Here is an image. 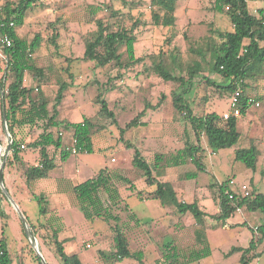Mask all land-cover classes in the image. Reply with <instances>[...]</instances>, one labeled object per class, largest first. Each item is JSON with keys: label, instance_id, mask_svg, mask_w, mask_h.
<instances>
[{"label": "rangeland", "instance_id": "1", "mask_svg": "<svg viewBox=\"0 0 264 264\" xmlns=\"http://www.w3.org/2000/svg\"><path fill=\"white\" fill-rule=\"evenodd\" d=\"M3 2L4 0H0V3ZM248 6L250 12L256 14L263 6V0L250 1ZM211 8L212 0H178L175 25L164 28L153 25V8L149 0H37L36 7L29 13L24 25L17 28V35L27 41L35 34H40L42 38L41 47L33 55V61L36 67L49 70V80L47 85L36 90V80L32 73L27 72L24 85L32 88L33 96L41 92L51 112L58 80L61 78L69 87L64 92L59 118H64L65 122L81 118L95 119L102 128L92 137V153L71 155L60 165L59 154L50 149L49 154L58 164L51 171L50 178L27 184L22 166L3 165L4 186L19 210L25 217L27 215L33 231L30 229L47 264H60L50 252L54 233L59 240L66 241L63 245L65 252L76 253L82 264H109L113 261L110 254L114 248L112 228L115 225L125 234L132 252H143L144 264H166L161 256L167 243L174 244L182 255L195 249L192 235L194 223L190 213L179 222L172 218L168 223L169 228L151 223V219L167 215L158 201L142 202L138 199L136 192L149 191L150 188L146 186L141 171L133 168L130 162L136 150L147 162H152L156 153H170L185 144L196 143L188 120L172 105L174 95L181 94L187 87L188 93L183 100L193 115L201 116L209 112L221 115V111H228L229 95L226 91L207 88L196 77L191 86L180 85L179 82H163L152 71V66L162 61L173 76L186 81L188 69L199 63L202 76H207L216 83L223 82L211 70L213 57L210 53L192 52L204 47L203 41L211 32L232 30L228 18L213 12ZM97 20L106 22L113 28L118 24L130 27L137 21L134 53L135 57L143 59L142 62L127 69L112 66L96 69L91 63L76 62L74 59L81 58L83 54L84 39L95 35ZM53 32L59 35L55 41L56 47L50 44ZM119 52L122 62H126L124 48L121 47ZM66 57L70 58L69 62L65 61ZM66 66H70L68 69L75 76L74 80H70L63 71ZM255 83L261 86L263 84L261 79ZM254 94L249 92V96H255ZM99 99L106 102L116 122L113 123L110 117L101 112ZM254 110L262 114L249 111L247 116L238 118L236 130L240 137L235 146L213 151L205 143L202 145L205 171L199 173L197 181L183 179L184 173L195 170L193 165L158 170L154 173L155 178L172 182L177 201L187 204L196 201L208 216H214L218 211V202L213 191L207 187L208 184L219 185L233 179L235 186H239L248 183L252 177L253 190L264 194V107ZM256 118H259V122L254 126L257 134L253 140L262 155L258 158L255 171H252L234 161V152L238 148L247 147L245 137L248 123ZM131 121H135L136 125L125 129ZM39 126L41 127V122ZM27 130L24 128L23 132L26 133ZM40 132L39 128L29 132L26 142L31 143ZM52 132L55 137L63 134V147L72 144L71 131L59 128ZM4 136L0 123L2 146L6 145ZM22 153L28 166L39 161L36 150L30 147H26ZM211 153L214 155H210ZM103 168H107L112 183L120 194L121 200L111 208L118 221L104 222L95 219L88 222L82 210L76 206L72 188L96 176ZM120 178H126L127 183L119 180ZM227 187L229 189L233 186ZM37 196H44L47 201L49 212L44 216L39 215ZM101 196L104 198L102 194ZM172 207L173 205L168 209ZM206 222L216 226L215 231L207 232L212 248L211 256L189 264H241L244 253H247L248 258L251 257L250 264H264V235L257 231L264 225V215L261 212L243 208L226 222L210 219ZM227 226L230 228H226ZM0 233L6 240L13 264H35L19 217L1 189ZM99 251L104 253L105 259L99 256ZM33 254L35 255L34 252ZM114 264L138 263L125 259Z\"/></svg>", "mask_w": 264, "mask_h": 264}, {"label": "trees", "instance_id": "2", "mask_svg": "<svg viewBox=\"0 0 264 264\" xmlns=\"http://www.w3.org/2000/svg\"><path fill=\"white\" fill-rule=\"evenodd\" d=\"M253 0H212V11L225 15L232 25L231 31L211 32L203 42L204 47L192 50L195 53H210L213 57L212 72L215 73L223 82L202 76L200 74V64L195 63L187 71V80L173 76L171 70L163 65L162 61L152 66V71L163 82H179L180 85L187 84L191 86L194 78H200V82L205 87H213L216 91H226L228 100L233 92L239 88L242 99L249 96V92H254L255 97L264 96V0L263 6L256 11V14L250 12L248 2ZM37 0H4L0 3V40L3 35H7L11 40V47L7 48L0 42V108L4 107V117L8 132L12 138L10 153L7 156L5 166L18 164L22 166L23 175L27 184L37 180L46 179L49 172L55 165L54 157L49 154V150L57 151L59 154L60 165L66 162L72 155L69 150L63 147L62 137L54 136L52 130L63 128L71 131L72 139L75 141L74 147L78 150L76 156L82 153H92V137L95 133L102 130L95 122V119L82 118L77 123H70L56 120L58 115V106L62 101L63 93L68 89L69 84L63 79L58 81V89L54 98V104L51 112L48 109V102L41 92L33 96L32 88L24 85V76L30 72L36 80V90L48 84L49 70L38 68L33 61V55L41 47L42 38L40 34H35L30 41L19 37L16 28L24 25L29 13L36 7ZM178 0H149L153 12L151 20L154 26L171 28L175 25V12ZM12 22L13 27H8ZM137 21L130 27L124 24H118L113 28L108 23L101 20L95 21L96 31L94 36L84 39V50L81 58L74 59L76 62L91 63L96 69H103L108 66L114 68H124L134 66L142 62V58L135 57L134 43ZM50 44L55 45L58 33L53 32ZM124 48L127 58L122 62L120 48ZM67 58V57H66ZM66 62L70 58L65 59ZM64 72L70 80H74V75L68 69ZM262 80V86L255 81ZM255 83V84H254ZM188 87L181 94L174 95L172 105L180 115L185 117L192 129L195 144H185L181 149L170 153H156L152 162H147L141 153L136 150L131 158V166L142 173L145 184L150 188L149 191L136 192L140 201L155 200L158 201L166 215L177 219L179 222L182 217L190 213L193 219V245L195 249L181 254L174 244L164 245L162 252V261L166 264H189L200 261L210 256L211 249L206 237L205 218L208 216L202 211L197 202L187 204L183 201H177L176 191L170 182H161L157 180L154 173L159 169L181 167L191 164L195 167L194 171L184 173L183 179H196L198 173L205 171L202 160L203 142L213 151L227 149L235 146L239 140V133L236 130L237 118L230 116L224 120L222 114L215 112L206 113L201 116L192 114L191 109L185 102L184 96L188 93ZM7 91L1 94V91ZM101 104V112L116 122L113 112H111L104 100H98ZM159 104L155 107H158ZM249 108L245 106L241 109L243 116ZM41 122V127L39 126ZM136 125L135 121L129 122L125 129ZM27 128V132L23 129ZM39 128L40 134L31 143L26 142L29 132ZM124 130H121L123 133ZM23 146L21 149L20 147ZM30 147L36 150L38 163L28 166L22 159V151ZM260 151L254 140H249L246 148H238L234 152V161L240 163L244 168L255 171ZM119 180L127 183L126 178ZM230 179L218 186H210L214 198L218 202L219 212L214 216H209L216 221L225 222L230 218L236 209L244 208L248 211H259L264 215V194H258L250 191L247 198L237 197L236 201L228 198L230 190L227 187ZM131 188V187H130ZM76 206L83 212L84 218L88 222L95 219L104 222L118 221V217L113 215L111 208L116 206L121 200L118 189L112 183V177L107 168L99 170L96 176L85 180L72 188ZM101 194L104 196L102 198ZM145 197H144V196ZM39 215L48 214V204L44 196H37ZM173 205L172 208L169 206ZM127 206V205H126ZM128 208V207H127ZM176 215H179L176 216ZM30 228L33 226L29 219L25 217ZM182 227V225H181ZM260 234L264 235V225L258 228ZM114 248L110 254L113 261L109 264L121 262L125 259L135 260L138 264H144V254L137 250L132 252L129 249V242L125 234L117 225L112 228ZM65 240H59L57 234L52 235L51 253L57 257L60 264H82L77 254H68L64 250ZM254 241H251V245ZM35 264H41L32 250ZM244 253L241 258V264H250L249 259ZM99 256L105 259L102 251ZM161 260V259H160ZM47 263V262H46ZM0 264H13L10 252L5 238L0 233Z\"/></svg>", "mask_w": 264, "mask_h": 264}, {"label": "built area", "instance_id": "3", "mask_svg": "<svg viewBox=\"0 0 264 264\" xmlns=\"http://www.w3.org/2000/svg\"><path fill=\"white\" fill-rule=\"evenodd\" d=\"M8 27H13V23L9 22ZM4 23H0V27H3ZM1 44L4 45L5 47L9 48L11 47V40L9 39V37L7 35H3L1 37L0 40ZM1 56V53H0ZM7 91H1V94H6ZM228 111H226L225 113L222 114V118L224 120L228 119L230 116H233L235 118H239L241 116V109L242 107H246L249 109H259L261 107H264V96L261 97H255V96H247L245 98V100L242 99V94L241 91L239 90V88H237L233 94L231 95L229 102H228ZM5 137V136H4ZM5 141H6V145L2 146L0 144V156H3L4 153L6 152V148L8 147V151L7 153H10V145L12 143V138L11 136L9 137H5ZM74 143L75 141L72 139V144L66 148V150H69L71 152L72 155L77 154L78 150L74 147ZM21 149L23 148V146L20 147ZM229 185H234V181L231 180L229 181ZM228 198L231 201H236L237 197L239 196L240 198H247L250 196V192L248 189V186L246 185H241L239 187V192L238 193H234L232 191L228 192ZM236 211L238 212L239 209H236ZM89 247V245L87 246Z\"/></svg>", "mask_w": 264, "mask_h": 264}, {"label": "crops", "instance_id": "4", "mask_svg": "<svg viewBox=\"0 0 264 264\" xmlns=\"http://www.w3.org/2000/svg\"><path fill=\"white\" fill-rule=\"evenodd\" d=\"M16 30H17V28H16ZM17 33V32H16ZM27 73V72H26ZM25 73V74H26ZM24 83H25V79H24ZM66 92V91H65ZM64 94L65 93H63V98H64ZM63 98H62V101H63ZM62 101H61V103L59 104V106H58V108H57V110H58V115H57V118H56V120H58V121H64V118L62 119V118H59L60 116H61V112H60V107L62 106ZM0 111H1V108H0ZM249 111H254V113H256L257 115H260V114H262L261 112H259V111H256V110H254V109H249L243 116H240V117H245V116H247V114H248V112ZM210 113V112H209ZM217 113V112H216ZM223 113H225L224 111H221L220 112V114H223ZM263 113H264V111H263ZM219 114V113H218ZM263 116V118H264V114L262 115ZM259 118H260V116H259ZM258 118V119H259ZM262 118V117H261ZM257 118H256V120H254V119H251L250 121H249V123H248V128H247V133H246V141H245V144H246V146L248 147V145H249V140H253V139H255L256 137H255V135L257 134V131H256V129H255V124H256V122L258 121L259 122V120H258ZM67 120V119H66ZM82 120V118L80 119V120H78V121H70V120H67L68 122H70V123H77V122H79V121H81ZM237 121H238V118H237ZM0 123L2 124V115L0 116ZM236 126H237V123H236ZM3 127V126H2ZM194 136V135H193ZM61 137L63 138V134H61ZM72 137V136H71ZM203 146H204V142H203ZM182 148V147H181ZM181 148H179V149H181ZM259 149V148H258ZM174 150H178V149H174ZM173 150V151H174ZM173 151H171V152H173ZM260 151V150H259ZM210 155H214V153H211ZM262 155V153H261V151H260V156ZM21 156H22V159L24 160V162H26L27 163V161H26V159L24 158V156H23V153L21 154ZM259 156V157H260ZM258 157V158H259ZM258 162V161H257ZM38 163V162H37ZM37 163H35V164H33V165H36ZM55 165H56V167L58 166V164L56 163V161H55ZM62 165V164H61ZM188 165H191V164H188ZM257 165V164H256ZM182 167V166H181ZM174 168H176V167H174ZM177 168H179V167H177ZM166 169H170V168H166ZM166 169H159V170H166ZM52 171V170H51ZM51 171L49 172V175H48V177L47 178H50L51 177ZM194 171V170H193ZM198 175H199V173H198ZM46 178V179H47ZM197 178H198V176H197ZM197 178L196 179H194V180H196L197 181ZM158 180V179H157ZM231 180H233V179H230V181ZM159 181H161V182H166V180H159ZM185 181V180H184ZM234 181V180H233ZM167 182H170V181H167ZM170 183H172V182H170ZM235 181H234V185H232L233 187L232 188H229V190L230 191H232V192H234V193H238L239 192V187L241 186V185H246V186H248V189H249V192L250 191H252V192H255L254 190H253V178L251 177V178H249V182L248 183H242V184H240L239 186H235ZM172 185H173V187H174V189H175V186H174V184L172 183ZM218 186V185H214V184H208V188L210 189V186ZM220 185V184H219ZM227 185H229V183L227 184ZM8 191V190H7ZM256 193V192H255ZM258 194H260V193H258ZM194 202V201H193ZM196 202V201H195ZM218 205V204H217ZM161 207V206H160ZM218 211H216V214H218V212H219V206H218ZM241 209H243V208H241ZM241 209H239V211L237 212L236 211V213H239L240 212V210ZM164 210V209H163ZM165 211V210H164ZM206 213V212H205ZM207 214V213H206ZM215 214V215H216ZM165 215H166V211H165ZM186 215V214H185ZM184 215V216H185ZM183 216V217H184ZM26 217H27V215H26ZM183 217H182V219H183ZM28 218V217H27ZM138 219V218H137ZM171 219L172 218H170V216H161V217H159V218H155V219H151V223H154L155 224V226H157V225H161L162 227H166V228H169V221H171ZM207 219H210V220H212V221H214V219H212L211 217H209V216H207L206 218H205V225H206V237H207V240H208V236H207V232L209 233L210 231H215V229H216V226H214V225H211V224H208L207 222H206V220ZM229 219V218H228ZM227 219V220H228ZM139 220V219H138ZM166 220H167V223H166ZM226 220V221H227ZM140 221V220H139ZM174 221V220H173ZM216 221V220H215ZM225 221V222H226ZM140 223H142L141 221H140ZM183 227H185V225L183 226ZM226 228H230L229 226H227ZM257 231H258V229H257ZM259 232V231H258ZM260 233V232H259ZM209 242V241H208ZM210 245V244H209ZM210 249H211V253H212V248H211V246H210ZM72 254H76V253H72ZM211 256V255H210ZM209 256V257H210ZM246 257L248 258V256L246 255ZM208 258V257H207ZM249 260H251V257H249L248 258Z\"/></svg>", "mask_w": 264, "mask_h": 264}, {"label": "water", "instance_id": "5", "mask_svg": "<svg viewBox=\"0 0 264 264\" xmlns=\"http://www.w3.org/2000/svg\"><path fill=\"white\" fill-rule=\"evenodd\" d=\"M2 126H3V132H4L5 137L6 138L9 137L10 134L8 132L6 120L4 117V107H2ZM7 151H8V147L6 148V152L4 153V155L0 156V189H1L2 193L4 194L5 198L7 199V201L9 202V204L13 207V209L17 213L19 220L21 222V225L23 227L25 237L27 238L31 249L33 250L35 255L39 258L41 264H47L46 261L44 260L43 256H42V254L39 251L36 238L34 237L25 216L19 210L17 204L14 202L12 197L9 195V192L7 191L6 187L4 186V183H3V165L7 159V156H8Z\"/></svg>", "mask_w": 264, "mask_h": 264}]
</instances>
